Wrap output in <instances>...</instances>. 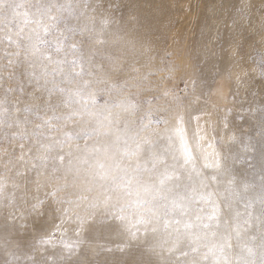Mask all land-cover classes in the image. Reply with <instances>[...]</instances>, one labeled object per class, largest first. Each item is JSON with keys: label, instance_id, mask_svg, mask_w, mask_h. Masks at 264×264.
<instances>
[{"label": "snow or ice", "instance_id": "obj_1", "mask_svg": "<svg viewBox=\"0 0 264 264\" xmlns=\"http://www.w3.org/2000/svg\"><path fill=\"white\" fill-rule=\"evenodd\" d=\"M154 2L0 0V264H264V48L227 73L253 97L248 131L231 109L222 134L199 116L192 128L225 98L216 53H190L184 95L153 108Z\"/></svg>", "mask_w": 264, "mask_h": 264}, {"label": "rangeland", "instance_id": "obj_2", "mask_svg": "<svg viewBox=\"0 0 264 264\" xmlns=\"http://www.w3.org/2000/svg\"><path fill=\"white\" fill-rule=\"evenodd\" d=\"M250 2L248 15L241 16L238 9L241 0H155L154 3L142 4L146 10L145 15L152 20V31L155 43L149 60L141 59V74L147 76L144 84V96L156 97L153 100V108H166L172 105V95H184L185 81L192 73L190 53L204 47L212 49L216 53L215 63L220 75L212 73L211 82L214 87L223 89L225 98L213 97L212 102L218 107L211 109L210 104L203 111L191 113V127L196 125V116L200 117L201 126H207L206 121L211 119L217 124V133H221L220 121L227 109L230 127L235 126L248 131L246 109L253 100L252 95L243 87L237 88L236 84L227 79L229 71L240 73L242 69L254 67L253 61L259 62L260 51L264 48L261 41V18L264 17V0H244ZM25 9H20L23 13ZM250 16V20H249ZM237 22L233 24V20ZM20 27H25L23 17L15 21ZM33 27V25L28 26ZM27 30V29H26ZM243 45V61L237 63L233 60V41ZM140 65H138L139 67ZM175 67L176 71H169V67ZM183 77V78H182ZM251 90L256 92L255 106L259 105V77L250 80ZM188 91H191L189 82ZM168 93V95H165ZM103 103V100H100ZM203 104V98L200 101ZM147 107V105H145ZM211 111V116L206 112ZM186 121L189 119L185 115ZM19 152V149H17ZM243 165L238 170H243ZM43 195V192L39 193ZM59 223V221H54ZM68 237L73 236L71 225ZM0 259H4L0 255Z\"/></svg>", "mask_w": 264, "mask_h": 264}]
</instances>
